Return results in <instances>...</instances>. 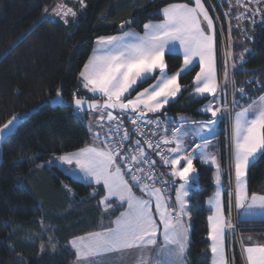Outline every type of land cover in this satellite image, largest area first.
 I'll use <instances>...</instances> for the list:
<instances>
[{
    "label": "snow or ice",
    "instance_id": "6c2138e0",
    "mask_svg": "<svg viewBox=\"0 0 264 264\" xmlns=\"http://www.w3.org/2000/svg\"><path fill=\"white\" fill-rule=\"evenodd\" d=\"M79 2L83 8L84 0ZM236 4L244 9L237 14L238 21L247 20L254 26L259 16L264 24V0H236ZM65 8L63 3H58L52 12L67 24L66 18L69 15L75 17L77 13L72 8ZM44 11L47 13L48 8ZM157 15H162V20L145 23L143 35L129 30L119 35L98 37L94 54L79 73L83 88L92 94L88 98L91 102L87 103V112H100L98 121L105 120L106 113L107 127L102 131L104 124L97 129L89 126V132L94 137L91 145L55 159L69 166L66 171L76 179L82 177L89 186H102L94 189L92 197L101 196L99 205L104 212L115 215L116 211H120V215L110 220L108 225H103L102 230L75 236L68 242L75 254L73 264H106L105 257L134 249L141 253L138 264H186L190 244L189 226L184 219L189 216L186 198L198 186L193 161L198 159L203 164L210 162L214 165L217 170L215 182L221 185L220 164L207 148L214 138L216 125L224 120L231 124L229 185L231 187L234 168L235 187L234 191L227 193V216L220 190L209 201L213 214L208 216L207 238L211 241L212 264H229L225 256V240L229 235L234 236V225L230 219L233 200L238 219H264V195L250 194L247 184L249 170L264 157V94L256 96L255 93H247L244 85L237 88L233 81L234 93H239V99L234 95L230 103L227 101V65L224 87H221L214 55L213 19L202 0H194V6L190 3H170ZM131 23V20L127 24L121 23L120 28L123 30ZM244 39L252 37L245 35ZM177 45L183 53V66L169 76L164 56L177 52ZM250 51L245 49L241 53L240 62L245 61V54ZM228 55L231 56V53ZM196 58L199 60V71L192 82L193 93L194 97H212L201 109L205 114L210 113L211 118L204 121L165 120L164 131L160 133L162 121L153 120L148 114L160 112L177 97L181 92L178 78L195 67ZM232 67L236 69V62ZM149 79L155 83L132 98L131 93L136 87ZM261 91H264V85H261ZM97 96L102 103L97 101ZM55 98L63 103L60 89H57ZM241 100L246 101V106L241 104ZM72 101V105L63 106L71 107L77 115L84 111L85 98L73 93ZM116 111L120 115H114ZM23 115L27 117L28 114ZM126 116L137 135L143 136L142 128L151 129L153 137L159 135L160 138L155 141L144 137V143L160 157L163 165H170L171 181L159 180L154 175V166L159 162L150 159L141 146V140L134 142V149L128 146L132 137L125 125ZM18 120L20 117L14 115L0 126V140L12 132ZM168 127L172 128L170 136ZM47 163L53 165L52 160ZM177 180L180 183L175 187V200L171 201L165 193ZM157 184L160 186L157 187ZM135 189H139L146 198L136 196ZM49 243L55 250L57 245L52 242L51 234ZM41 251H44L43 244ZM242 252L246 255L247 264H264V245L242 244Z\"/></svg>",
    "mask_w": 264,
    "mask_h": 264
},
{
    "label": "trees",
    "instance_id": "16d2710c",
    "mask_svg": "<svg viewBox=\"0 0 264 264\" xmlns=\"http://www.w3.org/2000/svg\"><path fill=\"white\" fill-rule=\"evenodd\" d=\"M212 1L221 32L215 24L217 80L224 87L227 65V101L231 102L234 95L239 99L233 81L237 88L244 85L247 93L263 94L264 24L236 23L224 15L225 5L221 9ZM58 3L77 13L66 18L67 24L54 13L48 14ZM170 3L191 4L190 0H84L82 8L79 0H0V126L14 115L20 117L13 133L0 146V264H72L74 255L67 247L68 241L100 228L104 217L97 205L100 195L92 197L94 189L100 188L73 181L47 163L89 141L83 119L63 105H72L73 93L87 96L79 73L98 37L127 28L141 31L145 23L161 20L157 14ZM130 20L133 23L122 30L121 23ZM245 35L252 39L245 40ZM245 49L251 51L240 62ZM164 61L169 74L182 64L178 54H165ZM197 71L195 66L179 78L180 94L157 116L209 118L199 108L210 97L192 96ZM151 82L149 79L136 87L131 96ZM57 89L62 91L63 103L52 104ZM240 102L246 106L245 100ZM226 127L225 120L219 122L220 160L227 183L230 147L225 142ZM41 164L45 167L38 168ZM194 167L198 186L188 197L190 244L186 258L187 264H210L206 200L214 191L212 170L197 160ZM247 184L249 193L264 195V157L249 170ZM227 206L225 193L226 214ZM49 234L57 245L55 250ZM225 256L229 264H244L235 235L225 240Z\"/></svg>",
    "mask_w": 264,
    "mask_h": 264
},
{
    "label": "crops",
    "instance_id": "0c3cea01",
    "mask_svg": "<svg viewBox=\"0 0 264 264\" xmlns=\"http://www.w3.org/2000/svg\"><path fill=\"white\" fill-rule=\"evenodd\" d=\"M190 2H191L190 6H194V0H190ZM202 3L204 4V1L203 0H202ZM204 6H205V9L208 11V9L206 8V5L205 4H204ZM208 13H209V11H208ZM209 16H210V18H212L211 15H210V13H209ZM162 18H161V20H162ZM161 20H159V21H150V22L151 23H159ZM147 23H149V22H147ZM213 25H214V21H213ZM203 27L204 28L206 27V23H204ZM129 30H134V31L138 32L140 35H143L144 34V28H142L141 31H137V30L132 29V28H127V29H124L123 31H129ZM121 32L122 31H120V32H118L116 34H113V35H119V34H121ZM213 34H214V38H215V25H214V33ZM113 35H109V36H113ZM104 37H107V36H104ZM96 41H97V39L94 41L92 50H91V52H90V54H89L86 62L88 61L89 57L94 54V49H95V47H97ZM174 54L181 55V52L179 51V46L178 45H177V52H175ZM214 55H215V49H214ZM215 60H216V56H215ZM182 63H183V60H182ZM194 64H195V66H198V71H199V60H198V58H196L194 60ZM79 78H80V76H79ZM80 85H81L82 90L86 92V95H87L86 97H89L90 98L92 94L91 93H88L83 88L82 83H81V80H80ZM192 90H193V87H192ZM96 98L97 99H100L98 96ZM194 98H196V97H194ZM169 102H171V101H169ZM152 115H153V113L151 115H149V117H153ZM210 118H211V116L209 115V118L208 119H210ZM175 119L177 121H180V119L179 120L177 118H175ZM181 120H185V119H181ZM204 120H207V119L189 120V121H204ZM100 122H102V121H100ZM218 124H217V127H218ZM217 130H218L217 137H218V142H219V133H220L219 128ZM102 131H103V129H102ZM168 135L170 136L171 134H168ZM93 142H94V137H93V135L91 133V136L89 137V141H88V143L85 146L91 145ZM85 146H83V147H85ZM216 147H218V149H220V145H216ZM75 151H77V150H75ZM55 157H57V156H54V157H52L50 159V160L53 161V165H50L51 167H55V168L59 169L64 175H66L67 177H69L73 181L80 182V183H82L84 185H89L88 181L84 180L82 177L80 179H76V177H73L69 172L66 171V169L69 166L61 164L59 161H57L55 159ZM219 163H220V171H221V185L218 186L217 184L213 183V185H214V191H213V193L206 200V206H207V208L209 210V215H212L213 214L212 209H211V205L209 204V201L211 199H214L216 191L217 190H220L221 191V200H222V203L224 205V196H225V193H228V191L231 190L230 185H229V177L227 179V183L225 182L224 171H223L222 164H221V160H220V151H219ZM169 178H170V181H171L172 180V177L170 175H169ZM174 185L170 189V192L169 193H172L173 192ZM91 186L102 188V186H97L95 184H93ZM234 187H235V178H234ZM258 195H261V194H258ZM257 211H259V210H257ZM225 215L227 216L226 213H225ZM230 219H231V222H232V224L234 226H235V224L238 226L237 231L234 228V235L236 236V239H237V242H238V246H239V250H240V253H241V256H242V260H243L244 264H247L246 255L242 252V244H243V246H251L253 244H255V245H264V223H249V222H264V219H262L260 217H257L254 220H250V221H244L242 218L238 219V215H237V210L236 209H235L234 218H233V214H232V211H231ZM207 225H208V219H207ZM253 228H257V229L260 228V229L259 230H250V229H253ZM98 230H100V228ZM98 230H96V231H98ZM189 231H190V220H189ZM249 237H251V239H249ZM210 247H211V241H209V250H210ZM130 251H132V253H129ZM104 259L106 261V264H138V261L141 259V253L138 250H135L134 249V250L126 251L124 253H114V254H111V255L105 257ZM212 259H213V257H212V254L210 252V264H212ZM74 260H75V255H74ZM72 264H73V262H72ZM186 264H187V258H186Z\"/></svg>",
    "mask_w": 264,
    "mask_h": 264
},
{
    "label": "rangeland",
    "instance_id": "374dc122",
    "mask_svg": "<svg viewBox=\"0 0 264 264\" xmlns=\"http://www.w3.org/2000/svg\"><path fill=\"white\" fill-rule=\"evenodd\" d=\"M56 6V5H55ZM54 6V7H55ZM53 12H52V10L50 11V12H48V14L50 15V14H52ZM214 21V20H213ZM214 25H215V23H214ZM205 29H206V27H205ZM96 48V47H95ZM181 52V55H180V57H182V60H183V53H182V51H180ZM172 54H174V53H172ZM179 55V54H178ZM182 66H183V63H182V65H181V67L177 70V71H175L174 73H171V74H169V73H167L169 76H171V75H173V74H175V73H177L178 71H180V69L182 68ZM156 74H158V70H157V73ZM153 83H155V81L154 80H152V82L151 83H149L148 85H146L144 88H148L149 87V85H151V84H153ZM178 83H179V78H178ZM144 88H142V89H140V90H138L137 92H139V91H142ZM181 90H182V87H181ZM136 92V93H137ZM136 93L134 94V95H132L131 97L132 98H135V96H136ZM180 93H178V95H179ZM177 95V96H178ZM192 95L194 96V93H193V90H192ZM208 97H210V100L212 99V97L211 96H208ZM177 98V97H176ZM175 98V99H176ZM196 98H201V97H196ZM174 99V100H175ZM174 100H171V101H174ZM208 103V102H207ZM206 103V104H207ZM230 103V102H229ZM206 104H204L203 106H201L200 108H199V112H201V113H203L202 111H201V109L206 105ZM163 109V108H162ZM161 109V110H162ZM237 111L239 110V109H236ZM162 113V111H160V112H158V113H153V115L152 116H157V115H159V114H161ZM152 113H149L148 114V116L149 115H151ZM87 115V117H83V115L82 114H80L79 113V117H81L82 119H83V122H84V124H85V126L87 127V130H88V133H89V137L91 136V133L89 132V126H91L92 128H94V129H97V128H99V125L100 124H103L102 122H104V121H106V113H104V115H105V120H103L102 122H100V121H98V117L101 115V113L100 112H91V113H88V114H86ZM208 115H210V113L208 114ZM176 118L179 120H181V119H186V120H191V119H189V118H187V116H185V115H182V114H178L177 116H176ZM225 122L227 123V131H226V145H227V143H228V145H229V147H230V156H229V161H228V171H227V174H228V177H229V174H230V159H231V156H232V147H231V143H232V141H231V124H230V122L228 121V120H225ZM225 128V129H226ZM218 127H217V125H216V127H215V130H214V138L211 140V145L207 148V151L209 152V153H212V154H214L215 156H216V158H217V161L219 162V149H218V147H216V145H219V142H218V137H217V134H218ZM216 134V135H215ZM0 161H1V150H0ZM195 161V160H194ZM194 161H193V166H194ZM197 161H199L201 164H203L200 160H198L197 159ZM184 162L182 161L181 162V164H183ZM220 164V163H219ZM204 165H207V166H209L210 168H211V170H212V173H211V175H212V181H213V183H215L216 184V182H215V177H216V167L214 166V165H212L210 162L208 163V164H204ZM48 166H50V165H48ZM181 165H178V167H180ZM234 168L232 169V172H231V181H232V183H231V190L232 191H234ZM220 179H221V171H220ZM180 182L177 180L176 181V183H175V185H174V190H173V192L172 193H165L166 194V196H168L169 198H170V200L171 201H174L175 200V187L176 186H178V184H179ZM134 192H135V195L136 196H138V197H142V198H146V197H144V194L143 193H141L140 191H139V189H136V190H134ZM103 193H101V195H102ZM191 194V193H190ZM190 194H189V196H190ZM101 198V196H99V199ZM99 199H98V201H97V205L101 208V211H102V214L104 215V217H103V220H101V222H100V224H99V227H100V230H102V226L103 225H108L109 224V222H110V220H114L117 216H119L120 215V211H116L115 212V215H109L107 212H104V210H103V208H102V206H100L99 205ZM187 199V201H188V197L186 198ZM125 207H126V205H125ZM153 207H154V205H153ZM123 209H121V211H122ZM232 214H233V218H234V214H235V207H234V200H233V208H232ZM185 219V223H186V225H188L189 226V220H190V215L188 216V217H185L184 218ZM99 231V230H98ZM84 235H86V234H84ZM71 240V239H70ZM69 240V241H70ZM68 241V242H69ZM67 247L73 252V255H75L74 254V250H72L71 248H70V246H69V244L67 243ZM129 253H132V251H130ZM74 260V259H73Z\"/></svg>",
    "mask_w": 264,
    "mask_h": 264
},
{
    "label": "built area",
    "instance_id": "2783aa9c",
    "mask_svg": "<svg viewBox=\"0 0 264 264\" xmlns=\"http://www.w3.org/2000/svg\"><path fill=\"white\" fill-rule=\"evenodd\" d=\"M205 2H206V5L208 7V10H209V13H210L211 17L214 20V23L216 24V26L218 27V30L220 32L219 21H218V18H217V14L215 12V8H214V5H213V1L212 0H205ZM214 2L221 9H222V6L225 5L226 8H225V10L223 12L224 13H226V12L229 13V15H227L226 17L231 18L234 22H236V23H246L248 25H252L247 20L238 21L236 19L237 14L238 13H242L244 11L243 8L237 6L236 0H231V5H232L231 8L229 7V0H214ZM65 10H66V8H65ZM256 20H257V23L256 24L261 23L259 16L256 17ZM114 115H120V113H115ZM149 118H151L153 120L160 119L162 121L161 127L159 129V132L160 133H163L164 127H165L163 121H165V120H167L169 122L174 121V120L177 121L175 118L170 117V116H165V115L153 116V117H149ZM102 123L105 125V129H103V130H106L107 123H108L107 120L104 121V122H102ZM125 125L128 128V130H129V135L132 137V142L129 143L128 146L130 148H133L134 149L135 148V143L134 142L136 140H138V139L141 140V146L149 154L150 159L151 160H156V161L159 162L157 165L154 166V175L157 176L159 180H167V181H170V178H169L170 170H171L170 169V166L163 165V162L160 161V157L159 156H156L155 155V152L153 151V149L148 148V145L146 143H144V137L151 138L153 141H155V140H158L160 138L159 135L153 137L151 135V129H149V128H142L143 136L137 135L136 132L133 131L134 126L128 120L127 116L125 117ZM167 132H168V134H172V128L171 127H168ZM120 134L123 135V132H121ZM137 155H138V153H137ZM156 186L159 187L160 185L157 184ZM169 192H170V189L166 193L169 194ZM234 228L237 231L238 226L235 224Z\"/></svg>",
    "mask_w": 264,
    "mask_h": 264
},
{
    "label": "water",
    "instance_id": "95a60500",
    "mask_svg": "<svg viewBox=\"0 0 264 264\" xmlns=\"http://www.w3.org/2000/svg\"><path fill=\"white\" fill-rule=\"evenodd\" d=\"M83 98L86 99V103H85V105H84V111H82V112H80V113L83 114V115H86V114H88V112H87V103H90L91 100L88 99L89 97H83ZM51 103H52V104H54V103L59 104V103H60V100L54 98L53 100H51ZM72 103H73V101H72ZM100 103H102V101H101ZM115 113H119V111L114 112V114H115ZM18 123H19V120L17 121L16 127H17ZM16 127H15V128H16ZM15 128H13V129H12V132L8 133V134L6 135V137L9 136V135H11V134L13 133V131L15 130ZM4 140H5V139H4ZM4 140H0V146H1V144L3 143Z\"/></svg>",
    "mask_w": 264,
    "mask_h": 264
},
{
    "label": "bare ground",
    "instance_id": "6f19581e",
    "mask_svg": "<svg viewBox=\"0 0 264 264\" xmlns=\"http://www.w3.org/2000/svg\"><path fill=\"white\" fill-rule=\"evenodd\" d=\"M225 15V14H224ZM226 16V15H225ZM228 20V19H227ZM220 21V20H219ZM228 22V21H227ZM229 25V24H228ZM235 26V25H234ZM244 27V26H243ZM245 27H247V26H245ZM240 30V29H239ZM246 33V32H245ZM248 35V34H247Z\"/></svg>",
    "mask_w": 264,
    "mask_h": 264
}]
</instances>
